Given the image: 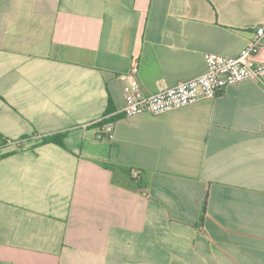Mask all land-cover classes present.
Returning a JSON list of instances; mask_svg holds the SVG:
<instances>
[{
	"label": "crops",
	"instance_id": "0c3cea01",
	"mask_svg": "<svg viewBox=\"0 0 264 264\" xmlns=\"http://www.w3.org/2000/svg\"><path fill=\"white\" fill-rule=\"evenodd\" d=\"M263 23L264 0H0V264H264V73L122 112L135 66L155 94Z\"/></svg>",
	"mask_w": 264,
	"mask_h": 264
},
{
	"label": "built area",
	"instance_id": "2783aa9c",
	"mask_svg": "<svg viewBox=\"0 0 264 264\" xmlns=\"http://www.w3.org/2000/svg\"><path fill=\"white\" fill-rule=\"evenodd\" d=\"M264 46V23L258 26L252 40L240 51L238 56L226 57L208 52L205 54L207 70L192 79L179 82L177 85L146 95L136 80L138 68L132 69L130 78L132 85L125 90V104L122 112L126 117L145 113L155 115L170 112L194 104L202 99L215 98L228 86L245 79H259L264 73V63L254 64L253 59ZM98 138H114L115 125L102 118ZM139 173L135 172L134 177Z\"/></svg>",
	"mask_w": 264,
	"mask_h": 264
},
{
	"label": "trees",
	"instance_id": "16d2710c",
	"mask_svg": "<svg viewBox=\"0 0 264 264\" xmlns=\"http://www.w3.org/2000/svg\"><path fill=\"white\" fill-rule=\"evenodd\" d=\"M49 140H54V138H50Z\"/></svg>",
	"mask_w": 264,
	"mask_h": 264
}]
</instances>
